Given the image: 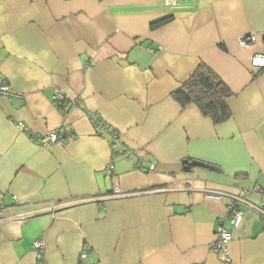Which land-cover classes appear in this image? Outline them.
Wrapping results in <instances>:
<instances>
[{"label":"crops","instance_id":"crops-1","mask_svg":"<svg viewBox=\"0 0 264 264\" xmlns=\"http://www.w3.org/2000/svg\"><path fill=\"white\" fill-rule=\"evenodd\" d=\"M249 34L257 41L240 47ZM254 54H264V0H0V81L16 94L0 96V264H39L36 241L42 264H226L211 250L220 221L227 264H264V222L241 207L235 229L226 201L206 198L264 209ZM201 64L233 94L219 125L171 97ZM62 129L72 141L39 145ZM184 161L218 172H184Z\"/></svg>","mask_w":264,"mask_h":264},{"label":"built area","instance_id":"built-area-1","mask_svg":"<svg viewBox=\"0 0 264 264\" xmlns=\"http://www.w3.org/2000/svg\"><path fill=\"white\" fill-rule=\"evenodd\" d=\"M179 1L180 0H164V5L166 7H174ZM258 36H259L258 34L244 35L238 38V45L242 48L249 47L257 41ZM250 68L251 70L258 72L264 70V54H254L250 59ZM0 96L6 98H12V97H16V94L11 89L9 84L0 81ZM63 100H64L63 95L58 91H55L53 95V101L59 105ZM71 103L76 104L78 103V101L77 100L71 101ZM91 122L94 126V130L98 134L99 133L101 134L104 130L107 129L105 125L98 122L97 119L95 118H91ZM16 127L19 130L22 131L24 130V126L22 123H17ZM111 138L115 143L118 140V136L116 134H112ZM72 139L73 138L71 136H66L64 130L62 129L57 132H50L43 135L39 141V145L41 147H49L53 144L63 143L65 140L70 142L72 141ZM129 156L134 157L135 156L134 152L129 151ZM137 166L138 167L142 166L140 160L137 161ZM112 196L114 197L123 196L117 184L113 186ZM206 198L210 200L224 199L226 201L227 210L232 219V224L235 229L240 228V226L243 223V212L240 209L241 207H244L254 212L258 216V218H260L264 222V209L252 204L245 197L241 195H229L222 192L211 191L207 193ZM1 214H2V208L0 207V221L3 220ZM231 239H232L231 233L225 230V228L223 227V221H220L216 228L215 241L211 245V250L216 255L220 256L221 259L226 264L230 262L227 248ZM33 247L37 253L38 263L42 264L44 259V252H45V247L43 242L36 241L33 243ZM87 256H88V250L84 249L80 254V260L82 261L86 260Z\"/></svg>","mask_w":264,"mask_h":264},{"label":"trees","instance_id":"trees-1","mask_svg":"<svg viewBox=\"0 0 264 264\" xmlns=\"http://www.w3.org/2000/svg\"><path fill=\"white\" fill-rule=\"evenodd\" d=\"M232 95L222 79L204 64L199 65L188 81L171 93L172 99L181 107L196 106L216 125L229 120L231 113L227 100Z\"/></svg>","mask_w":264,"mask_h":264},{"label":"water","instance_id":"water-1","mask_svg":"<svg viewBox=\"0 0 264 264\" xmlns=\"http://www.w3.org/2000/svg\"><path fill=\"white\" fill-rule=\"evenodd\" d=\"M182 165H183L184 172H189L191 167H200V168H204V169H208V170H212V171L218 172L217 168L212 167L210 165H205V164H202V163H199V162H196V161H191V162L184 161L182 163Z\"/></svg>","mask_w":264,"mask_h":264}]
</instances>
